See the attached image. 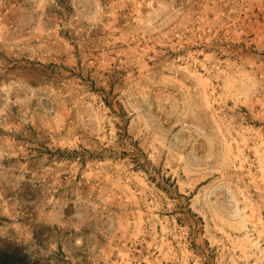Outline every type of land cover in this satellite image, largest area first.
Listing matches in <instances>:
<instances>
[{
    "label": "rangeland",
    "instance_id": "1",
    "mask_svg": "<svg viewBox=\"0 0 264 264\" xmlns=\"http://www.w3.org/2000/svg\"><path fill=\"white\" fill-rule=\"evenodd\" d=\"M0 264H264V0H0Z\"/></svg>",
    "mask_w": 264,
    "mask_h": 264
}]
</instances>
